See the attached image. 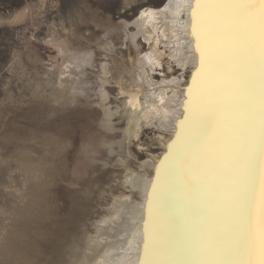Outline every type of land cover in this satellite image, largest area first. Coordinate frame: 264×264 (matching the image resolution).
Here are the masks:
<instances>
[{
	"label": "bare ground",
	"instance_id": "6f19581e",
	"mask_svg": "<svg viewBox=\"0 0 264 264\" xmlns=\"http://www.w3.org/2000/svg\"><path fill=\"white\" fill-rule=\"evenodd\" d=\"M165 1L161 8L142 10L133 22L100 26L104 33L96 47L68 61L51 88L52 105L83 108L84 117L97 127L81 147L87 163L76 182L65 189L72 165L64 160L80 153L79 144L55 134L42 133L37 150L25 148L0 160V167L12 163L19 177L11 180L8 205L0 208L1 263L60 264L68 243L80 240L76 264H193L152 251L180 239L170 212L173 204L177 215L185 217L179 198L150 193L161 178L158 166L168 158L187 117L185 93L199 59L192 0ZM174 68L179 76L172 75ZM40 88L35 83L32 94ZM144 128L154 129L150 146L162 153L147 154L132 166L137 158L130 146L141 149Z\"/></svg>",
	"mask_w": 264,
	"mask_h": 264
},
{
	"label": "snow or ice",
	"instance_id": "6c2138e0",
	"mask_svg": "<svg viewBox=\"0 0 264 264\" xmlns=\"http://www.w3.org/2000/svg\"><path fill=\"white\" fill-rule=\"evenodd\" d=\"M198 69L187 117L153 194L180 236L157 256L193 264H264V0H192ZM158 211V209H157Z\"/></svg>",
	"mask_w": 264,
	"mask_h": 264
},
{
	"label": "rangeland",
	"instance_id": "374dc122",
	"mask_svg": "<svg viewBox=\"0 0 264 264\" xmlns=\"http://www.w3.org/2000/svg\"><path fill=\"white\" fill-rule=\"evenodd\" d=\"M165 3V0H137L130 5H124L123 0H0V160L9 159L25 148L37 150L36 141L42 133L55 134L79 144V154L70 153V161L64 158L67 165H72L65 189L76 182L81 177V167L87 163L84 162L87 155L81 156L84 152L81 147L89 139L90 131L97 133V127L84 117L83 108L61 110L52 105L51 88L61 70L66 71L68 61L81 58L96 47V39L104 33L100 26L124 20L133 22L142 10L161 8ZM70 71L74 76L75 71ZM180 74L174 68L172 75ZM35 83H40L41 88L32 94ZM154 133V129L144 128L140 135L141 149L134 144L130 146L137 158L131 161L132 166L145 161L147 154L156 157L162 153L156 145L150 146ZM91 162L92 159L88 163ZM11 180H19L12 163L0 167V208L8 205ZM124 189L120 188L126 195ZM77 242L68 243L71 246L60 264H76Z\"/></svg>",
	"mask_w": 264,
	"mask_h": 264
}]
</instances>
